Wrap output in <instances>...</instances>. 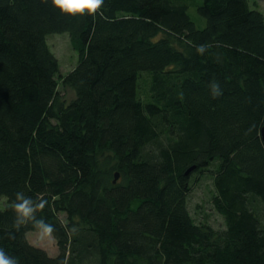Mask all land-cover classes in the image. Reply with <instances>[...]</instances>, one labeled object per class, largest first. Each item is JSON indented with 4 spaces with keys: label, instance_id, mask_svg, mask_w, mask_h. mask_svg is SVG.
<instances>
[{
    "label": "trees",
    "instance_id": "obj_1",
    "mask_svg": "<svg viewBox=\"0 0 264 264\" xmlns=\"http://www.w3.org/2000/svg\"><path fill=\"white\" fill-rule=\"evenodd\" d=\"M54 34L78 55L62 78L71 103ZM263 127L264 14L250 0H105L75 16L0 0V248L19 264H264ZM204 178L222 230L192 216ZM17 192L47 201L36 216L56 257L30 244L32 221L16 226Z\"/></svg>",
    "mask_w": 264,
    "mask_h": 264
},
{
    "label": "rangeland",
    "instance_id": "obj_2",
    "mask_svg": "<svg viewBox=\"0 0 264 264\" xmlns=\"http://www.w3.org/2000/svg\"><path fill=\"white\" fill-rule=\"evenodd\" d=\"M192 5L198 0H190ZM252 8H256L264 14V0H250ZM191 15L194 19L198 14L193 9ZM49 46L57 57L60 65V85L59 93L61 98L66 103H71L76 98V93L70 87L64 85L62 78L71 72L78 63V55L71 46L70 37L66 34H54L48 38ZM144 77V80L147 79ZM148 80L141 82L140 94L142 99H145L147 93ZM214 191L213 182L211 179L204 178L195 183V187L189 197V207L193 218L198 224H208L214 229H224L225 221L222 215L217 213L213 207L212 195ZM6 206V199H0V209ZM62 219L66 220L65 215H61ZM30 244L45 250L51 257H56L59 254V249L56 240L53 236H45L41 238L39 232H30L27 234Z\"/></svg>",
    "mask_w": 264,
    "mask_h": 264
},
{
    "label": "clouds",
    "instance_id": "obj_3",
    "mask_svg": "<svg viewBox=\"0 0 264 264\" xmlns=\"http://www.w3.org/2000/svg\"><path fill=\"white\" fill-rule=\"evenodd\" d=\"M105 0H52L53 5L60 10L62 14H69L75 16L80 15H94L101 9ZM197 53L203 54L205 46L200 45L196 49ZM211 95L216 98L223 94L222 89L217 82L210 85ZM47 201L40 200L38 203L31 197L26 196L23 192L15 194L14 212L16 213V226L23 225L29 221L34 223V227L40 233L41 238L51 237L54 232V225L43 218H37V210L43 209ZM0 264H19L15 257L7 255V253L0 248Z\"/></svg>",
    "mask_w": 264,
    "mask_h": 264
},
{
    "label": "water",
    "instance_id": "obj_4",
    "mask_svg": "<svg viewBox=\"0 0 264 264\" xmlns=\"http://www.w3.org/2000/svg\"><path fill=\"white\" fill-rule=\"evenodd\" d=\"M261 137H262V140L264 142V127L261 130ZM116 180H118V175H116Z\"/></svg>",
    "mask_w": 264,
    "mask_h": 264
}]
</instances>
